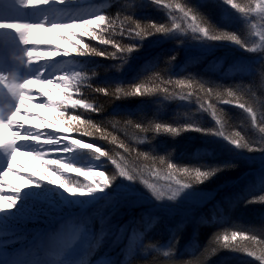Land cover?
I'll return each instance as SVG.
<instances>
[{"label": "clouds", "instance_id": "clouds-1", "mask_svg": "<svg viewBox=\"0 0 264 264\" xmlns=\"http://www.w3.org/2000/svg\"><path fill=\"white\" fill-rule=\"evenodd\" d=\"M70 2L74 0H51L48 7H54V12L37 10L35 22H16L14 28L7 30L11 47L6 64L0 66V89L15 106L0 112V126L15 125L27 139L38 140L39 133L32 134L31 126L14 117L17 112L24 114L21 105L26 100L42 95L34 85H63L79 93L88 79L79 61L56 58L70 56L66 50L53 46L55 50L47 56L37 55V42L29 39L33 29H50L60 39L66 37L55 29H67L78 40L87 36L111 43L123 52L137 45L117 43V28L122 25L141 40L161 33L177 46L195 41L212 49L217 43H226L235 46L239 54L188 59L182 74L177 76L163 73L172 70L179 51L165 57L166 67L153 74L152 87L144 91L158 94L164 101L181 102L185 106L183 122L149 119L141 123L115 117L95 121L74 116L78 123L68 124L72 131L98 136L111 147L84 145L83 141L78 145L71 140L59 149L45 150L41 145L22 151L18 145H8L5 171H16L12 157L17 152L41 160L42 168L36 169L38 175L27 174L26 184H56L68 195L77 191L91 195L105 189H113L115 194L107 193L102 199L88 202L89 206L97 204L98 211L56 216L46 221L44 228L25 233L6 250L4 264H264V214L258 223H247L236 215L239 208L250 205L264 208V0H224L239 17L236 28L222 26L185 0H149L167 16L163 23L133 19V13L121 0H113L114 8L93 4L90 15L72 10ZM75 47L79 54L90 51L100 56L117 55L86 43L84 51L80 44ZM205 60L204 69L198 71ZM92 75H96L95 71ZM88 87L92 85L89 83ZM95 91L110 94L106 88L97 87ZM64 96L68 101L65 117L68 107L104 111L102 104L96 107L87 99L73 100L68 92ZM27 115L44 123L38 114ZM186 132L208 138L191 160L180 161L175 147L159 151L154 143L161 133L176 139ZM57 142L52 137L46 141L48 145ZM79 146L92 149L83 164L75 162L74 149ZM51 153H60L61 158L49 159ZM68 153L73 155L67 156ZM257 160L258 167L231 181L239 186L236 193L218 200L215 190L202 188L218 175L240 173L243 166ZM107 164L112 171L103 167ZM50 172L56 174L58 182L51 179ZM93 182L100 188L96 189ZM10 187L16 195L9 202L15 204L21 190ZM61 198L67 202L66 197ZM146 202L172 206L186 203L190 211L168 227L166 236H156L153 233L157 232L161 217L141 210Z\"/></svg>", "mask_w": 264, "mask_h": 264}, {"label": "trees", "instance_id": "trees-1", "mask_svg": "<svg viewBox=\"0 0 264 264\" xmlns=\"http://www.w3.org/2000/svg\"><path fill=\"white\" fill-rule=\"evenodd\" d=\"M125 7L133 13V19L154 20L158 23H163L167 20L164 12L149 4V0H121ZM190 5H196L200 10L206 13L213 21L225 27L236 28L239 19L235 10L224 0H185ZM245 0H233V3H244ZM114 8V4L110 7ZM115 39L117 43L127 45H137L135 48L120 52L111 43H101L94 39H84V44H89L105 53L117 52L116 56L111 55H95L87 51L94 60L87 61L83 70L87 73L88 79L82 86L81 92H77L78 99H87L89 102H95L96 107L101 104L104 106V111L95 112L87 109L68 108L67 116L60 117L57 122L61 123L68 130L72 131L68 124L78 123L73 119L74 116L84 117L95 121L104 120L105 117H115L119 120L131 118L136 122H146L149 119H154L167 123H180L184 121L183 112L185 106L179 101H164L158 94L144 91L152 87L151 77L154 73L165 68V57L171 55L175 51H179L180 55L174 62L170 72H164L163 75L177 76L182 74L185 61L188 59H198L203 57L211 58L212 55L220 57H232L239 54L235 46L226 43H217L212 49L208 47L204 50L203 45L195 42H185L184 45L177 46L171 39H166L161 33H153L150 36L144 37L142 40L135 37L134 33L129 34L127 28L122 25L117 28ZM97 58V59H96ZM207 63L205 60L199 65L198 71L204 69ZM96 75L93 76L92 72ZM211 74V73H208ZM92 87H88V84ZM106 88L110 94L95 91V88ZM129 91L137 92L136 95H125ZM67 120V123H66ZM75 136L86 142H91L100 147L110 148L106 141L99 139L98 136L83 135L81 132L72 131ZM208 138L201 136L195 132H186L183 135L172 139L166 134H159L154 141L159 151H164L169 147H175L176 158L180 161H188L193 158V153L198 147L205 144ZM258 156V154H256ZM258 161V160H257ZM252 165H245L241 168L240 173H224L218 175L213 181L202 186L206 190H215L216 199L222 200L224 197L232 195L239 190V186L231 183L238 175L247 172L250 169L258 167V162ZM105 168L110 172L112 166L107 164ZM113 189H109L111 193ZM96 205L90 210V213L98 211ZM141 210L146 212H154L161 217L160 225L157 232L153 235H167V229L170 225L175 224L178 220L185 217L188 212L178 215H171L156 209L152 206L142 205ZM201 209V211H205ZM243 210V208H242ZM244 210L252 213L248 216L245 214L243 221L247 223H258L261 215L264 214V208L259 205H250ZM240 216V215H239ZM190 230V229H189ZM206 234V233H205ZM187 235V234H186ZM247 259V258H245Z\"/></svg>", "mask_w": 264, "mask_h": 264}, {"label": "rangeland", "instance_id": "rangeland-1", "mask_svg": "<svg viewBox=\"0 0 264 264\" xmlns=\"http://www.w3.org/2000/svg\"><path fill=\"white\" fill-rule=\"evenodd\" d=\"M30 1V0H28ZM84 0H79V3H82ZM105 2V1H104ZM104 2H101L100 4H103ZM72 5H76L77 3L71 2ZM105 5V3L103 4ZM75 9V7H74ZM87 7H83L81 11L84 13H89L87 11ZM75 31L79 32L80 29H75ZM66 39H60L59 37L52 40V43L56 46L61 47V50H67L68 52L76 51L75 60L79 61L80 64L83 63L84 59L90 58L87 51H84L83 49V43L81 40H78L75 36H72L71 33L67 30L63 33ZM8 35V32L5 33V36ZM84 39H88L87 36H85ZM69 41H72L74 43H70ZM76 44L81 45V51H84V54H79L77 51V48L75 47ZM10 45V44H9ZM204 50L207 48L205 45H203ZM0 50H4V52L10 51V47L5 42H0ZM44 49H39L37 52L43 51ZM82 55V56H81ZM80 59H79V58ZM69 92V95L73 100H77L74 97L75 89L66 88L63 85H59V90L53 92V97H55V100L58 102L55 105L54 111L50 114V117L48 120L44 121L43 123V129H46V136H41L38 139L39 147L42 145L44 149L46 150L49 147H55L57 149L58 146L56 144L54 145H48L46 143L47 139L49 137H52L53 139L55 136H57L60 133H68L64 128L60 126V124H57L55 115H61L63 116L64 107L67 105L68 101L65 99L64 93ZM62 96V97H59ZM61 101H64L62 104ZM14 107L15 103L13 100L9 97L0 99V111H5L6 109L10 107ZM48 124V125H47ZM4 126H8V124H5ZM72 132V131H69ZM18 133V132H16ZM71 135V133H68ZM19 135V134H18ZM76 139L78 142L83 141L84 145H89L90 143H86L81 138L77 137ZM14 141V140H13ZM17 142H9V140L3 142L0 144V186L2 183H4V174L8 171H5V168L7 167L8 159H9V148L8 145L15 144ZM88 147L80 146L76 153V163L83 164L87 162L88 158ZM49 159H59L61 158L60 153H51L48 154ZM259 163V161H257ZM13 164V163H12ZM101 165H97V167H100ZM106 165H103V167ZM37 168H42V164L40 163L35 167V171L31 173L33 176H37L38 173L36 172ZM45 171H47L45 169ZM29 174V173H28ZM51 179L53 181L58 182V177L55 173H49ZM27 179V174L24 176V179L20 185L15 186V188H18L21 190L19 199L16 200L15 204L10 203V199L13 198L16 194L13 191L8 192V196L6 197L8 208L4 209L2 212V215L0 216V264H4V258H5V252L7 249L11 248L14 241H17V238L21 237L25 234V232L28 231L29 223L32 222V220H38L41 221V223L45 227V222L49 221L50 218L56 217V216H62L64 214H70V213H77L82 214L85 213L88 208H90L93 204L90 206L88 205L89 201H95L97 198H101L102 196H105L106 193H108L109 189H105L104 192L95 191L91 195L87 194H81L79 191L75 195H70V198L65 202L64 199L61 197L60 189L56 186V184L49 185L46 182L41 186L37 187L35 184L29 182L25 183ZM43 179V177H41ZM95 184L96 189L100 188V184ZM57 193H60V195H57ZM112 193L115 194V191L112 190ZM25 194H34V195H27ZM79 202V203H77ZM145 204H149L156 210H160L162 212L168 213V214H176V213H185L190 211V206L186 203H182L178 206H172L168 203H161V204H154L152 202H146ZM43 212L42 217H37L39 213ZM46 218V219H45ZM4 224V226H3ZM43 227V228H44Z\"/></svg>", "mask_w": 264, "mask_h": 264}, {"label": "bare ground", "instance_id": "bare-ground-1", "mask_svg": "<svg viewBox=\"0 0 264 264\" xmlns=\"http://www.w3.org/2000/svg\"><path fill=\"white\" fill-rule=\"evenodd\" d=\"M74 1L75 3H77L76 5L73 6L71 2L69 4V7L72 10H81L83 7H88V5L91 3L90 0H84L82 3H79L78 2L79 0H74ZM50 3L51 0H42V2L40 3H37L36 0H30V1L0 0V35H3L6 32H8L7 30L9 28L15 27L16 22H12L8 24L7 23L8 20L18 21L19 19L23 21V17L20 16V14L24 11H29L34 15L32 22H35L38 19L37 10L54 12L55 11L54 7L51 8L48 7ZM84 14L90 15L91 12L88 14L87 13ZM55 31L64 33L67 31V29L58 28L55 29ZM55 38H57V36L53 34V31L45 28L33 29L29 33V39L37 42L35 53L40 56H47L49 52L55 50V47L53 46L56 45L52 43V40H54ZM1 41L5 42L9 47H11V45H9L10 44L9 35L3 36L1 38ZM41 41H46L48 43H41ZM39 49H44V50L37 53V50ZM8 54L9 51H7L6 53L4 52V50H0V66H4V64L2 63L7 62ZM56 58L61 59L63 57L59 56ZM34 87L39 88L42 95L40 97H33L32 99L26 100L25 103L21 105V107L24 109V114L17 112L14 119L17 121H23L25 126H31L32 134H36L38 132L39 137L41 136L43 137L46 136L47 132L45 129L42 128L43 124H41V120L37 119L36 116L27 115V113H35L38 114L39 117H42L43 121L48 120L56 104L55 97H53L54 95L53 92L59 90V85L36 84L34 85ZM2 91L3 89H0V93H2ZM4 125L0 126V141L5 142L9 140V142H13V143L17 142L16 145H18L22 151H31L34 147H39L38 140L27 139L25 138V136L20 135L21 130L15 125H13L12 127H9V125L6 127ZM14 133L16 135V138L13 141ZM54 139L58 141L56 143V146H58V148H62L64 144L67 143L69 140L79 145V142L74 137L66 133H60L57 136H55ZM77 149H74V153H76ZM66 155L71 156L73 155V153H68ZM12 159H13L12 167L16 169V171H8L4 174L5 181L0 186V216L2 215L3 210L8 208L6 197L8 196V192L12 191L10 186L15 187L17 185H20L24 179V176L28 173H33L35 171V167L41 163L40 159L34 156L23 155L20 152H17L12 157ZM60 193L62 197H66V200L70 198V195L65 193L62 189H60ZM246 213L249 217L252 216L250 215L252 213L249 214L247 210H244V208L243 210L242 208H239L236 215L240 219L246 220L245 218ZM71 258H72L71 255H69L68 259L71 260Z\"/></svg>", "mask_w": 264, "mask_h": 264}]
</instances>
